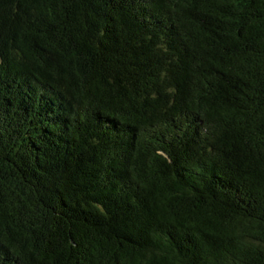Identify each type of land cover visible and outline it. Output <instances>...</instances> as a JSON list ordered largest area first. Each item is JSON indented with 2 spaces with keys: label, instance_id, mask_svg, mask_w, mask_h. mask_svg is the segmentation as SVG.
<instances>
[{
  "label": "trees",
  "instance_id": "16d2710c",
  "mask_svg": "<svg viewBox=\"0 0 264 264\" xmlns=\"http://www.w3.org/2000/svg\"><path fill=\"white\" fill-rule=\"evenodd\" d=\"M0 264H264V0H0Z\"/></svg>",
  "mask_w": 264,
  "mask_h": 264
}]
</instances>
